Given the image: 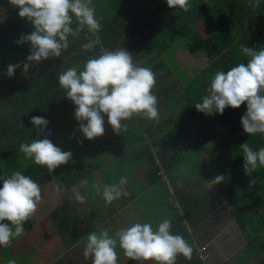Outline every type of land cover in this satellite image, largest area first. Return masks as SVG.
Returning a JSON list of instances; mask_svg holds the SVG:
<instances>
[{
  "label": "trees",
  "instance_id": "obj_1",
  "mask_svg": "<svg viewBox=\"0 0 264 264\" xmlns=\"http://www.w3.org/2000/svg\"><path fill=\"white\" fill-rule=\"evenodd\" d=\"M252 2L189 0L190 9L184 12L179 8H169L166 0H106L107 11L97 17L102 30L98 34L99 43L94 51H84L81 48V45L87 42L86 37L89 34L86 31L81 32L79 38L70 36L69 46L62 51L61 57L49 58L39 63L37 70L32 71L31 76L19 84L11 83L12 77L9 78L6 74L7 66L27 62L26 57L31 49L30 42L18 45L16 41L21 34H29L34 28L26 18L19 17L18 8L11 6L6 10L0 1L3 14L0 19V77L5 78L10 84V94H5L4 103L11 108L12 118L7 122L4 119L0 122V164L3 168L0 176L19 170L41 183L54 176L58 179V185H62L65 191L91 171L88 168L73 172L75 167L71 166L80 164L94 153L99 155L108 145H92V142L82 135L79 131V122L74 118L75 105L65 96V90L59 87L57 77L60 72L73 66L83 70L85 61L91 56L99 55L102 47L114 50L119 45L120 48L124 47L132 53L137 65L150 67L155 73L156 86L153 93L158 98V109L180 105L178 108L187 113L185 119L175 124L170 117L154 127H143L152 146L157 148L156 156H153L146 147L151 177L157 183L162 182L160 176L163 172L167 182L174 185L179 177L177 170L181 160L188 159V155L179 148V141L189 134L192 138L199 137L194 134L197 127L193 125V120L203 124L202 128L206 135L205 139L202 138L203 143L212 140V145L218 147V151L211 150V147H205L204 150L210 154H219L226 167L224 181L216 184L215 194L210 195L214 204L201 216L195 215L193 209L196 203L199 207H206L204 201H189V192L182 190L177 192V196H181L180 203L178 201L180 211L170 217L173 224L172 233L180 234L190 245L194 244L188 231L185 228L182 231L183 223L193 231L204 221L208 212L213 211L217 205L224 204L231 209L230 214L233 215L237 229L248 242V253L238 264H247L254 258L261 263L264 262V250L259 239L253 236L261 226H264V168L258 167L251 177L246 176L243 152L239 148V145L246 141L253 150L264 147V134L248 136L243 132L240 120L247 110L246 103L238 109L226 108L222 115L218 113L205 115L195 108V104L202 102V97L207 95L206 89L218 70L227 71L238 63L247 61L248 58L241 52L242 45L256 48L264 46V39L259 38L260 33L264 35V0H260L259 7L256 8L252 7ZM179 41L184 45H178ZM180 47L185 49L190 57L204 58L207 66L201 69L200 63L192 73L185 64L183 66L179 63L178 66H182L179 74L172 70L166 60L170 61V58H173V51ZM19 71L22 72V67L17 68L15 73L19 74ZM174 73L176 76L180 75V80L174 82L170 79V75ZM33 116L47 119L49 123L46 131L50 132L47 138L62 151H71L73 154L72 161L61 168H56L51 174L46 167L36 165L19 151L21 143L44 138L37 135L35 126L30 123ZM133 118L141 124L147 120L138 116ZM63 120L68 124H61ZM18 122L21 125H18ZM134 126L138 125L131 126L127 132H131ZM155 129L159 133L162 131L164 133L156 138ZM72 130L74 135L71 133ZM122 134L126 135V131ZM71 141H74V144ZM71 145H74L72 149ZM194 153L196 161L202 164L198 166L196 164L193 170L200 175L205 171L204 160L198 152ZM158 172L160 175H157ZM189 180H193L191 176ZM250 180H255L256 183L250 184ZM167 182L163 184L167 185ZM2 185L3 181H0V187ZM163 187L166 189V186ZM170 212H173L172 209ZM248 217L253 227L252 236L250 230L248 232L249 224L246 222ZM24 228L22 236L30 230L28 221ZM177 260L180 264H204L194 256V251L190 261L183 256H180V260L178 256Z\"/></svg>",
  "mask_w": 264,
  "mask_h": 264
},
{
  "label": "clouds",
  "instance_id": "obj_2",
  "mask_svg": "<svg viewBox=\"0 0 264 264\" xmlns=\"http://www.w3.org/2000/svg\"><path fill=\"white\" fill-rule=\"evenodd\" d=\"M252 2V0H250ZM18 8V15L26 18L34 30L21 34L18 45L30 42V54L27 62L7 66V76L13 77L15 70L22 67L27 73L33 62L39 64L49 58L61 57L62 51L69 46V37L79 38L81 32H87V42L81 45L84 51H94L99 43L102 30L96 17L93 0H9ZM171 9L188 12L189 0H166ZM260 0H254L252 7H259ZM75 24V27H73ZM95 37V39H93ZM246 62L238 63L229 70H218L207 87V95L202 102L196 103L198 112L205 115L223 114L226 108L238 109L246 103V112L240 124L245 134H264V46H241ZM59 87L65 90V96L75 105L74 118L79 122V131L92 140L103 136L105 116L107 123L116 134L127 131L124 121L138 116L150 121H158V98L153 93L156 75L150 67L139 66L134 62L132 53L124 47L116 50L101 49L100 54L89 57L83 66L70 67L58 74ZM86 122V123H85ZM37 135L42 139H32L30 143H21L19 151L25 158L41 167L49 174L61 165L72 161L71 151H62L47 138L49 121L41 116L31 117ZM243 152L244 173L251 177L258 167L264 168V147L253 150L248 142L239 145ZM74 162V161H73ZM0 247H10L12 241L21 237L24 224L36 213L42 201L40 185L30 176L14 171L10 176H0ZM224 176L219 175L209 182L212 185L222 183ZM87 187V182H83ZM256 183L250 180V184ZM127 177H121L118 183L110 185L92 184L91 190L102 195L106 205L129 193L125 190ZM57 191H64L57 185ZM75 200L83 202L85 197L78 191ZM172 219L165 218L153 228L150 222H133L110 234V229L91 231L86 235L83 250L85 259L91 258V264H119V248L124 257L137 264H176L178 256L192 259L193 247L180 234L172 233ZM8 264H16L10 259Z\"/></svg>",
  "mask_w": 264,
  "mask_h": 264
},
{
  "label": "crops",
  "instance_id": "obj_3",
  "mask_svg": "<svg viewBox=\"0 0 264 264\" xmlns=\"http://www.w3.org/2000/svg\"><path fill=\"white\" fill-rule=\"evenodd\" d=\"M93 4L96 9V17H98V15H101L102 13L104 14L107 11L106 0H93ZM259 38L260 40L264 39V35L260 33ZM119 48L120 46L118 45L115 47L114 50L119 49ZM101 49L107 50L103 47ZM190 59H193L194 63H196L197 61L205 60L204 58H192L188 56V54H185V59H184L185 62L187 63V61H189ZM8 91H10V89ZM174 107H177V106H174ZM171 108L169 107V108H163L161 110L159 109L158 121L145 120V121H142L143 124H141L140 122L138 123L137 122L138 120L135 121L134 118H132L129 121H124V123H127L128 125L127 130H129L130 127L133 125H138L139 128H142V133L140 135H134L133 133L127 132V131H126V135H123L122 134L123 131H122L121 134L123 135V137H121L120 134H116L113 131V129L111 128L109 124L106 125L105 123L104 124L105 126L104 135L97 137L95 139L89 140L90 142H92V145L107 144L108 147L103 151L101 150L99 153V156L107 157V158L111 157L113 159L110 161L107 160L108 164H105L102 161V159L99 158L98 160V155L94 153L97 155L95 157L97 162L95 164L93 163L92 166H95L93 169H97L98 176L93 177L92 171H89L75 185L67 188L65 191H62V192L56 190L57 185H58V179L54 178V176L52 179L44 183L36 181L40 185L41 190H42V201L39 204L36 213L32 216L34 218L31 217L28 220L30 230L24 236L12 241V244L10 247L0 248V264H8V261L10 259H14L16 261V264H24V262H26L27 264H91V258L85 259V257L83 256V250L86 245V235L89 232L91 231L98 232L104 228H108L110 229V234H112L119 228L130 226L133 222H137V221L150 222L154 229L157 228L158 224L156 225L157 222H154L151 219L149 215V210L148 211L146 210L145 201L143 199V195L145 194L148 188L158 185L157 182L150 175V171H151L150 163H149V158L146 154L147 148H146L143 136L145 137V134H146L144 132V128L154 127L158 125L159 123L166 121L168 118L170 117L172 118L173 114H175L177 111L176 110L173 111ZM178 111H179V114L185 112V115L175 122H179L185 119L187 115L186 111L181 110V108H178ZM163 114H168V115L164 116ZM146 121H148V123ZM105 122H107V117L105 118ZM175 122L173 121V124H175ZM7 124L8 123L6 124L4 123V125H7ZM166 125H169V124H166ZM193 125L197 127L194 131L195 132L194 134L198 136L201 135L202 138L205 139L206 135L204 134V130L202 128L203 124L200 122L196 123V121L193 120ZM193 125L191 124L190 126L193 127ZM169 126H171V124ZM198 126H200V128H198ZM154 131H157V130L155 129ZM163 133H164L163 131L162 133L158 132L157 135L159 136L156 138H159ZM148 139L150 138L148 137ZM203 142L202 144L204 145L199 146V147H202L203 149L205 148V146H207V144H209L210 147L213 144L212 140L211 141L208 140L207 143H203ZM129 144L135 145L133 149L136 150V153L127 154L125 157L119 156L123 145H129ZM195 151L198 152L197 149ZM118 152L119 154L116 155L115 158H113V154L118 153ZM156 152H157V148H156ZM153 156H156V155H153ZM131 160L139 161V164L137 165L143 166V176H144L143 184L145 186L139 189L137 187L131 188V187L125 186V190L129 193V195L127 197H122L118 200L113 201L111 205H106L102 198V195H97L94 191L91 190V185L94 183L100 184V185H110L109 175L112 174L113 171L107 168L105 172H100L99 167L100 166L107 167L114 163V166H116L117 169H120L121 177H124L125 175H124L123 166L126 163H129ZM82 162L84 163L85 161L83 160ZM82 162L80 164H82ZM143 162L145 163L144 165H143ZM181 163L185 164L184 160H182ZM204 169L206 170L205 165H204ZM1 170H3V168H2V165L0 164V171ZM81 170H87V168H83ZM74 171H76L75 168L73 169V172ZM134 173L135 172H133V174ZM201 173L203 176L205 171H202ZM11 174L12 172L9 174H4V176H10ZM177 176L179 177L178 179H176L173 186L171 185V183L170 184L168 183L167 185L169 187L170 186L173 187L175 197L180 203V200L178 199V197L181 198V196L180 195L177 196V192L179 190H182V192H186V191L188 192L189 183L187 182V179L184 176H181L179 174H177ZM120 178L116 182H113V183H118ZM85 181L87 182V187H85L83 183ZM165 181H167V178ZM168 186H166V189L163 186L160 188L159 197L164 198L165 205L164 207L159 206V208L156 209V211L159 213L167 214L168 208L166 207L167 206L166 191H167ZM73 189H75L76 191L80 189L79 193L82 196L85 195L87 197V200H84L83 202L76 201L75 192L73 191ZM192 189H194V187H191L189 191H192ZM198 201L201 202V200H198ZM87 205L90 207L94 206L93 210L87 211V207H86ZM210 208L211 206H208V205L206 207L204 206L199 207L198 204L196 203L193 211L195 215L199 214L201 216L202 214H204L206 209H208L209 211ZM211 212L212 211L208 212L207 215H209ZM91 214L94 216V219L89 220L87 218V215L90 216ZM174 214L175 213L170 212V214L167 216L171 217ZM100 216L102 218H100ZM159 222H161V220L158 221V223ZM25 225L26 223L24 224V226ZM184 228L190 234V238L192 240L193 239L195 240V238H192L191 235H192V232L196 230V228L192 231L187 227L185 223H183L182 231H184ZM239 235H241L240 232H239ZM197 239L201 244L200 246H205L208 240L210 241L212 240V238H201V237ZM243 239L245 240V243H246L245 248L243 250L241 251H235L234 249L230 250V247H231L230 245L228 248V251H225V250L224 251L227 252L226 254L228 255V257L232 256L231 258L233 259L231 260L229 259L227 261H221L218 259L219 261H217L216 264H238L240 263L241 260H236V259H239V257L241 258L248 253L247 251L248 242L246 241L245 238ZM213 241H214V238L212 240V244H213ZM261 241L262 240H260L259 238V243ZM213 246H216V245L213 244ZM205 250H206V256L208 255V253L210 254L212 252V249L207 252V249L203 248V252ZM117 251L119 254V264H137L136 261L128 260L126 257H124L123 252L119 248L117 249ZM220 251L224 252L222 250L215 249L213 250V253H216L218 255V258H222L224 257V255L220 254ZM195 253H196V249L194 252V256H195ZM196 254H197L196 255L197 259H199L200 262L204 263L205 261H203L200 258V255L204 253L198 252ZM31 259H34V260H31ZM179 260H180V256H179ZM206 263L207 262H205L204 264ZM148 264H151V262H148ZM176 264H180L178 263V260L176 261ZM247 264H264V262L261 263L257 261V259L254 258V259L249 260Z\"/></svg>",
  "mask_w": 264,
  "mask_h": 264
},
{
  "label": "rangeland",
  "instance_id": "obj_4",
  "mask_svg": "<svg viewBox=\"0 0 264 264\" xmlns=\"http://www.w3.org/2000/svg\"><path fill=\"white\" fill-rule=\"evenodd\" d=\"M3 7L8 10L12 5L9 3V0H0ZM3 17V14L1 12L0 9V19ZM183 41V40H182ZM180 43V44H179ZM179 43H177L178 45L183 46L184 43L181 41H179ZM177 50V49H176ZM174 50L173 51V58H170V61L167 59V63L169 65H171V69L174 71H178L180 72L181 70V65L182 64L184 66V64L186 65V68L189 69L192 73L193 70H196V67L198 68V65L201 63V68L206 67L207 66V61L203 60V61H197L196 63H194L193 59H190L189 61H187V63L184 60V56H185V49L183 50L181 47L179 48V50ZM101 50H99L100 52ZM193 58V57H192ZM39 64H36L35 62H33L32 67H30L27 71V73H25L23 71L22 68V72H20L19 74L15 73L14 76L12 77L11 83H22L24 80L28 79L31 76L32 71L37 70ZM180 68V69H179ZM179 74V73H178ZM177 74V75H178ZM170 79L173 80L174 82H176V80H180V75L176 76L175 73L174 75H170ZM10 84H8V82L6 81L5 78H1L0 77V122L2 121V119L5 120V122L9 121L12 119L11 118V108L8 107V105L6 104L5 106V94L8 93L10 91H8L10 89ZM159 88V86H158ZM180 105H177V107H173L171 108L173 111H177L175 114H173L172 117V121H177L180 118H182L185 115V112L179 114L178 111V107ZM168 112V111H167ZM164 116L168 115V114H163ZM107 116H105L106 118ZM148 123V121H146ZM61 124L67 125L68 122L66 120H63L60 122ZM86 123V122H85ZM106 125H108L107 122H105ZM146 123V124H147ZM18 125H21L20 122L17 123ZM105 127V126H104ZM198 128H200V126H198ZM71 132V131H70ZM158 130L155 131V136L158 137L159 135H157ZM74 135V132L72 130L71 132ZM131 133H133L134 135H140L142 133V128H139L138 126H134V128L131 130ZM144 142L146 147L150 150L151 154L153 149H155V147L152 146L150 139H148V135L145 134V137L143 136ZM74 144V141H71ZM203 142L202 136L200 135L199 137L196 138H192L191 135H187L184 137V139L179 141V147L182 151H184V154L188 155V159H183L185 164H180L179 169L177 170V174L184 176L187 179V182L189 183L188 185V192H189V201H198L199 199H201V201H204L205 205L208 206H212L214 204V201L211 199L210 195L215 194L216 191V184L212 185L209 181L214 179L215 177L219 176V175H225V171H226V167L224 164V161H222V157L219 154H210L208 153L206 150H204L202 147H199ZM140 145V144H139ZM74 147V145H71V149ZM135 147V145H123L121 152L119 154L115 153L113 154V158H115L116 155L119 154V156H126L127 154H135L136 150L133 149ZM206 148L210 147L209 144H207V146H205ZM194 149V151L192 152V150ZM197 149L198 151V155L204 160V165H205V173L202 174L200 173V175H198V172L195 173L194 172V166L196 167L198 165H201L202 162H197L196 158H195V150ZM214 149L216 151H218V147L215 145L211 146V150ZM97 155L96 154H92L90 155L87 159H85L84 163L82 162V164H77L75 166H71L72 168L75 167V170L77 169H83V168H91L92 171V176L96 177L98 176V171L97 169H93L94 167L92 166L93 163L95 164L97 162V160L95 159ZM102 159V161L105 164H108L107 160H113L111 157L107 158V157H100L98 155V160ZM95 159V160H94ZM94 160V161H93ZM182 161V160H181ZM139 164V161H135V160H131L129 163H126L123 166V170H124V175L127 177L128 179V184L126 185L127 187H131V188H143L145 185L144 183V176H143V166L141 165H137ZM145 163L143 162V165ZM151 166V165H150ZM62 165L59 167L61 168ZM112 170L113 173L109 175L110 177V184H112L113 182H116L120 177V169H117L116 166H114V163L110 166H100L99 167V171L100 172H105L106 169ZM197 169V168H196ZM133 172H135L133 174ZM164 173L161 172V175H163ZM124 176V177H125ZM191 176V178L193 180H189V177ZM161 177V176H160ZM162 182H158V185H155L154 187L148 188L147 191L145 192V194L143 195V199L145 201V208L148 211L149 210V215L151 217V219L154 222H157L156 225L158 224V221H162L165 218H170L169 215L170 214V208L172 209L173 213H177L180 211V206L178 204V200L175 197L174 194V190L172 186H168L166 184L167 181H165V179L163 180L161 178ZM57 183V181H56ZM168 183V182H167ZM162 186H168L167 187V191H166V204H167V214L165 213H159L156 211L157 208H159V206L164 207L165 202H164V198L163 197H159V191L160 188ZM191 187H194V189H192V191H189V189ZM80 191V189H78V192ZM85 197L84 200H87V197L85 195H83ZM179 199V197H178ZM154 200V201H153ZM87 207V211H92L93 207L90 206H86ZM230 208L225 207L224 204H220L217 205L215 207V209L205 217L204 221L201 222L198 227L196 228V230L194 232H192V238H195V240L193 239L194 244L193 245V249L195 252L196 249V253H204L200 255V258L207 262L208 264H216L217 261L221 260V261H227V260H231L233 258H231L230 256L228 257V255L226 254L228 251L229 246L230 250H235V251H241L245 248V240L243 239V236L239 235V231L235 225V221L233 218V215L230 214ZM83 212V211H82ZM84 213V212H83ZM259 214H261V212H259ZM34 218V217H32ZM87 218L89 220L94 219V216L91 214L90 216L87 215ZM100 218H102L100 216ZM246 222L249 224L248 227V232L250 230H253V227L250 223V219L249 217L246 219ZM252 222H254V219H252ZM36 225V223H35ZM257 230V229H256ZM249 233V234H250ZM250 236H252V233L250 234ZM256 236L258 239L260 238V240H262L260 242L261 247L264 249V226H261V228H259L257 230V232L253 235ZM214 238L213 244L216 246H213L212 244V240H208V242H204L206 243L205 246H200V242L198 241L197 238ZM28 243V242H26ZM29 246V245H28ZM205 248L207 249V252L209 250L212 249V252L206 256V250L203 252V249ZM218 249V250H222L224 252L220 251V254L224 255V257L222 258H218V255L216 253H213V250ZM195 253V256L197 255ZM219 254V255H220ZM206 258V259H205ZM243 257H239V260L242 259ZM219 259V260H218ZM34 260V259H31ZM204 262V263H205ZM206 263V264H207ZM24 264H27L26 262H24Z\"/></svg>",
  "mask_w": 264,
  "mask_h": 264
},
{
  "label": "built area",
  "instance_id": "obj_5",
  "mask_svg": "<svg viewBox=\"0 0 264 264\" xmlns=\"http://www.w3.org/2000/svg\"><path fill=\"white\" fill-rule=\"evenodd\" d=\"M152 153H153V155H155V153H156V148L153 149ZM157 175H160V173L158 172ZM161 178H162V179H166V176L163 174V175H161ZM202 249H203V248H202Z\"/></svg>",
  "mask_w": 264,
  "mask_h": 264
}]
</instances>
